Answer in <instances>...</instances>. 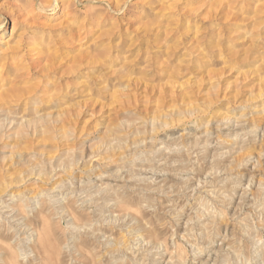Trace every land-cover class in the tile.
Returning <instances> with one entry per match:
<instances>
[{
	"label": "rangeland",
	"instance_id": "obj_1",
	"mask_svg": "<svg viewBox=\"0 0 264 264\" xmlns=\"http://www.w3.org/2000/svg\"><path fill=\"white\" fill-rule=\"evenodd\" d=\"M0 264H264V0H0Z\"/></svg>",
	"mask_w": 264,
	"mask_h": 264
},
{
	"label": "bare ground",
	"instance_id": "obj_2",
	"mask_svg": "<svg viewBox=\"0 0 264 264\" xmlns=\"http://www.w3.org/2000/svg\"><path fill=\"white\" fill-rule=\"evenodd\" d=\"M193 111H194V110H193ZM193 111H192V113H193ZM200 112H201V111H200ZM190 113H191V112H190ZM195 114H196V113H195ZM222 117H223V116H222ZM224 117H225V116H224ZM224 117H223V118H224ZM194 118H195V117H194ZM200 121H201V120H200Z\"/></svg>",
	"mask_w": 264,
	"mask_h": 264
}]
</instances>
